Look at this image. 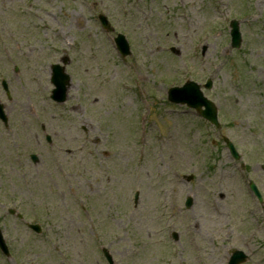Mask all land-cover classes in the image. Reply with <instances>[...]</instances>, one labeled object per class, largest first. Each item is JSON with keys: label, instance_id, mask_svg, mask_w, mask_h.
<instances>
[{"label": "rangeland", "instance_id": "1", "mask_svg": "<svg viewBox=\"0 0 264 264\" xmlns=\"http://www.w3.org/2000/svg\"><path fill=\"white\" fill-rule=\"evenodd\" d=\"M65 57L56 103L49 65ZM3 74L18 150L0 137V264H107L101 248L117 264H227L234 249L264 264V0H0ZM207 79L218 127L167 100Z\"/></svg>", "mask_w": 264, "mask_h": 264}, {"label": "water", "instance_id": "2", "mask_svg": "<svg viewBox=\"0 0 264 264\" xmlns=\"http://www.w3.org/2000/svg\"><path fill=\"white\" fill-rule=\"evenodd\" d=\"M99 21L104 29L107 31H112V27L110 26L107 17L100 14L98 16ZM230 35H231V45L232 47H238L240 45V32L238 28V23L236 20H232L230 22ZM114 42L116 44V47L119 51V53L122 56H126L130 54V48L127 40L125 39L124 35L117 34L116 37H114ZM63 62L66 63V57L63 59ZM52 76L51 81L55 85L54 89L51 91V97L57 99L58 101H63L66 98V90L69 84V76L64 73V68L59 65H52ZM211 86V82L208 80L205 84V87L209 88ZM168 98L171 101L178 102V103H186L188 106L196 108L198 111L201 112V115L210 120L212 123H214L216 126L218 125V122L216 120V109L213 106V104L203 96L202 92L200 91V87L197 83L193 81H187L183 86L181 87H172L168 91ZM205 106L204 110H201V106ZM227 145L229 146L233 156L235 158H238V155L236 151L234 150L232 144L229 141H226ZM34 161H36L35 155L31 156ZM262 169L264 170V164H262ZM250 187L255 193V195L258 197L259 200H261L260 193L258 192L257 187L255 184L251 181ZM187 206L190 205V199H187ZM12 212V211H10ZM38 231V228L36 226H33ZM0 249L5 254L8 255V249L5 244V241L2 237V233L0 230ZM104 255L106 259L108 260L109 264H114L112 261L111 255L108 253L107 250H104ZM245 259V256L241 252L233 251L232 256L230 258L229 264H237L238 262Z\"/></svg>", "mask_w": 264, "mask_h": 264}, {"label": "flooded vegetation", "instance_id": "3", "mask_svg": "<svg viewBox=\"0 0 264 264\" xmlns=\"http://www.w3.org/2000/svg\"><path fill=\"white\" fill-rule=\"evenodd\" d=\"M7 58H9L6 60L8 63L10 62V65L6 71L9 73V76L11 75L17 76L19 72L18 65L15 63L14 59L12 58V55H9ZM7 76L8 75H4V74L0 75V94H2L1 96H4L7 101H9L11 97H10V87L8 82L11 81V79L7 78ZM0 104L4 112V116L3 115L0 116V124L3 127L1 128L2 132L0 133V137L3 139L4 142H6L7 145L9 144L10 147L13 146L14 150H18V143L14 140V135L18 133V128L15 129L11 125V123H13V119L6 112L7 106L5 105V102L0 99ZM24 124L25 123H22V125ZM24 128L28 129V127H24ZM41 130H45L44 126L41 127ZM46 135L47 133H44V139L45 142L47 143V146L53 148L54 146L52 143L53 139L51 138V136L48 138ZM26 154L30 158V153H26ZM15 157H16L15 161L18 164H23L21 154H17Z\"/></svg>", "mask_w": 264, "mask_h": 264}]
</instances>
